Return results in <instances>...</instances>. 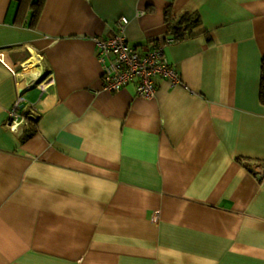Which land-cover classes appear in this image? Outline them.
Here are the masks:
<instances>
[{
    "label": "crops",
    "instance_id": "1",
    "mask_svg": "<svg viewBox=\"0 0 264 264\" xmlns=\"http://www.w3.org/2000/svg\"><path fill=\"white\" fill-rule=\"evenodd\" d=\"M34 1L0 0V264H264V0ZM167 6L201 19L179 81L105 89L94 39L148 49Z\"/></svg>",
    "mask_w": 264,
    "mask_h": 264
},
{
    "label": "built area",
    "instance_id": "2",
    "mask_svg": "<svg viewBox=\"0 0 264 264\" xmlns=\"http://www.w3.org/2000/svg\"><path fill=\"white\" fill-rule=\"evenodd\" d=\"M127 17H121L117 29L111 37H96V58L102 66L104 87L110 91H119L127 85L135 84L136 94L144 98L156 96L154 78L161 76L173 83L179 81L173 65L165 56L166 46L175 42L173 36H167L161 43L148 49L131 46L126 38ZM25 98L20 95L9 112L10 125L22 120L19 107Z\"/></svg>",
    "mask_w": 264,
    "mask_h": 264
},
{
    "label": "trees",
    "instance_id": "3",
    "mask_svg": "<svg viewBox=\"0 0 264 264\" xmlns=\"http://www.w3.org/2000/svg\"><path fill=\"white\" fill-rule=\"evenodd\" d=\"M43 5L44 0H35L32 2L31 6L33 7V10L31 25L37 21ZM164 13L165 20L168 23L169 34L174 37L175 42L194 36L195 29L201 24L200 16L196 12L184 11L176 16L172 10V7L167 6ZM260 101L264 105V57L261 63ZM34 131L35 130L31 127L26 129V135L23 137V139L25 140L26 138L30 137Z\"/></svg>",
    "mask_w": 264,
    "mask_h": 264
},
{
    "label": "bare ground",
    "instance_id": "4",
    "mask_svg": "<svg viewBox=\"0 0 264 264\" xmlns=\"http://www.w3.org/2000/svg\"><path fill=\"white\" fill-rule=\"evenodd\" d=\"M34 63H35V61H32L31 63L28 64V66L33 65Z\"/></svg>",
    "mask_w": 264,
    "mask_h": 264
},
{
    "label": "water",
    "instance_id": "5",
    "mask_svg": "<svg viewBox=\"0 0 264 264\" xmlns=\"http://www.w3.org/2000/svg\"><path fill=\"white\" fill-rule=\"evenodd\" d=\"M14 125V124H13ZM15 126V125H14Z\"/></svg>",
    "mask_w": 264,
    "mask_h": 264
}]
</instances>
